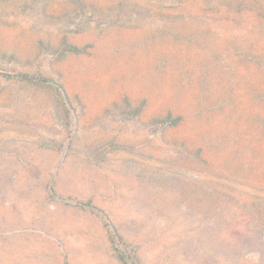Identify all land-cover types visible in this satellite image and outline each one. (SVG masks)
Instances as JSON below:
<instances>
[{
    "label": "rangeland",
    "instance_id": "1",
    "mask_svg": "<svg viewBox=\"0 0 264 264\" xmlns=\"http://www.w3.org/2000/svg\"><path fill=\"white\" fill-rule=\"evenodd\" d=\"M85 203L135 264H264V0H0V264H125Z\"/></svg>",
    "mask_w": 264,
    "mask_h": 264
},
{
    "label": "trees",
    "instance_id": "2",
    "mask_svg": "<svg viewBox=\"0 0 264 264\" xmlns=\"http://www.w3.org/2000/svg\"><path fill=\"white\" fill-rule=\"evenodd\" d=\"M73 51H78L77 48L72 47ZM36 84L46 87V88H50V89H54L56 91H58L65 100H68V95L65 91V89L58 83H55L54 81L51 80H47V79H35L34 80ZM63 200H67L70 201L71 199H63ZM87 208H89L93 213L97 214L98 216H100L102 218V220L105 222V225L107 227V229L109 230V233L111 235V239L112 242L114 244V248L117 251V253L119 254L120 259L125 263V264H135L134 260L131 257V250L128 249L127 247H125V249H121L120 248V242L122 241V239L116 234L113 224L108 220L107 216L101 212L99 209H97L96 207H94L91 203H85V204H81Z\"/></svg>",
    "mask_w": 264,
    "mask_h": 264
},
{
    "label": "crops",
    "instance_id": "3",
    "mask_svg": "<svg viewBox=\"0 0 264 264\" xmlns=\"http://www.w3.org/2000/svg\"><path fill=\"white\" fill-rule=\"evenodd\" d=\"M7 264H8V260H7ZM20 264H23L22 262H20Z\"/></svg>",
    "mask_w": 264,
    "mask_h": 264
}]
</instances>
